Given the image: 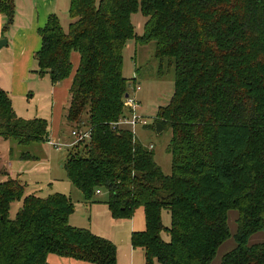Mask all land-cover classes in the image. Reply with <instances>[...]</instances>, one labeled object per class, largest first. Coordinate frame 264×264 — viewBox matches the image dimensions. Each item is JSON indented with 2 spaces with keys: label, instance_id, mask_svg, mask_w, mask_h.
Instances as JSON below:
<instances>
[{
  "label": "trees",
  "instance_id": "trees-1",
  "mask_svg": "<svg viewBox=\"0 0 264 264\" xmlns=\"http://www.w3.org/2000/svg\"><path fill=\"white\" fill-rule=\"evenodd\" d=\"M138 11L142 34L132 21ZM0 13L5 32L15 0H0ZM69 16L67 28L56 13L48 17L34 58L37 74L58 85L72 75V52L80 54L65 118L90 128L91 139L69 147L72 184L88 201L106 193L114 218L144 211L145 228L132 232L131 243L144 250L145 264H211L232 235L236 246L221 264H264V242L249 243L264 231V0H70ZM131 39L155 42L158 77L174 78L156 117L172 129L169 174L133 130L114 126L129 113L123 67ZM50 133L46 118L19 116L0 87V135L17 144L21 159L36 158L21 147L48 143ZM75 210L68 195L26 194L20 178L0 171V264H50L52 253L118 264L113 241L71 225Z\"/></svg>",
  "mask_w": 264,
  "mask_h": 264
},
{
  "label": "rangeland",
  "instance_id": "rangeland-1",
  "mask_svg": "<svg viewBox=\"0 0 264 264\" xmlns=\"http://www.w3.org/2000/svg\"><path fill=\"white\" fill-rule=\"evenodd\" d=\"M66 16L63 11L59 15L65 28L68 27L71 18L67 10ZM68 20V21H67ZM132 21L135 25L136 32L143 33L145 17L138 11L132 15ZM7 22V21H6ZM15 22V20H14ZM13 24L4 32L5 36H12L17 28V24ZM6 24V23H5ZM14 45L10 44V48H5L0 55L4 59L11 58ZM155 42L146 45H137L133 39L129 40L124 50V76L129 79L128 92L130 96L139 101L138 113L148 119L149 125L146 127L136 126L131 128L137 133V138L147 147L153 144L152 149L156 161L162 166L165 173H171L172 156L168 152V145L172 138V129L164 126V129L158 133L152 124L156 123V117L160 106L167 105L174 93V78L172 75L166 74L164 77H158V60L155 58ZM8 55H10L8 57ZM33 72L38 69L35 58L32 62ZM5 69V67H3ZM7 76V74H6ZM33 97L26 94L23 97L15 99L17 114L25 118L42 117L51 123V93L49 89L52 87V81L47 75L45 78L32 76L29 81ZM139 87V88H138ZM47 93V94H46ZM59 124V125H58ZM51 125V124H50ZM51 131V128H50ZM72 126L67 122L66 118L58 122L53 134L50 136L54 142H59L62 147L59 148L53 143H35L30 146L21 147L28 149L36 158L29 160H21V150L17 149V144L9 139L5 141L0 136V170L7 163L9 158L11 163V171L15 177H19L25 184V193H36L46 197L55 192H60L71 197L76 205V210L70 218L73 226L89 229L93 233L110 239L115 243L118 249V264H145L144 250L140 247L133 248L131 243V235L133 231H139L145 228V215L142 209H138L131 219H117L111 216L107 204V194H97L88 201L81 190L76 188L67 176L65 163L69 152V147L65 144L66 139H72ZM61 137V138H59ZM73 140V139H72ZM72 143L71 147L75 145ZM14 145L15 150L10 157V145ZM22 206V201H14L10 209V217L15 218L16 213ZM238 211L231 209L229 211V227L231 233L237 230ZM165 224L169 225V214L164 215ZM264 242V231L253 234L249 240L250 244ZM236 246L234 236L229 237L218 249L217 255L211 264H221L222 257L228 251ZM50 264H94L91 262L68 258L55 253L48 256Z\"/></svg>",
  "mask_w": 264,
  "mask_h": 264
},
{
  "label": "crops",
  "instance_id": "crops-1",
  "mask_svg": "<svg viewBox=\"0 0 264 264\" xmlns=\"http://www.w3.org/2000/svg\"><path fill=\"white\" fill-rule=\"evenodd\" d=\"M15 5L16 14L14 23L17 24V28L13 32L12 36H5L3 27L7 21V17L0 13V39L5 37L8 38V44L0 49V54L4 52L5 48H10L11 42L14 45L11 58L4 59L3 56L0 55V87L9 93L12 99L13 107L15 111L17 110L18 112L15 99L18 100L19 97H23L26 94H29V92V95L33 97L34 94L31 93L32 89L29 86V81H31L32 76L41 77L36 71L33 72L34 66L32 65L34 55L41 48L42 44L38 29L46 24L48 17L51 14L56 13L57 15H60L63 11L66 16L67 10L69 12L70 0H15ZM9 56L10 55H8V57ZM71 60L73 64L71 77L58 85L52 83V87L49 89L52 96L50 104L51 123L49 122L51 124L50 136L53 134L52 132H54L57 123L65 118V108L69 105V88L72 83V76L80 63L79 52L73 51ZM3 67H5V69H3ZM47 75L49 76V74H46L42 77L45 78ZM18 115H20V113ZM135 134L137 135V133ZM1 137L5 141H9V139L4 138L3 136ZM72 139L68 138L64 141L68 147H71L72 143H74L75 138L73 136ZM14 150V145H10V157L13 155ZM7 161L8 162L5 163L4 167L0 171L7 172L12 177H15V174L11 171V163L13 160L9 158ZM139 229L143 230V228Z\"/></svg>",
  "mask_w": 264,
  "mask_h": 264
},
{
  "label": "built area",
  "instance_id": "built-area-1",
  "mask_svg": "<svg viewBox=\"0 0 264 264\" xmlns=\"http://www.w3.org/2000/svg\"><path fill=\"white\" fill-rule=\"evenodd\" d=\"M139 88V87H138ZM126 106L129 108V113H127L125 116L121 117L118 121L114 123V126L116 128H127L131 129L136 126H143L146 127L149 125L148 119L144 118L142 115L138 113L139 108V101L130 96L126 97L125 100ZM72 136L75 138V142L84 141V140H90L91 139V129L86 127H80V128H73L71 131ZM50 143H53L57 147L61 148L62 144L59 142H54L51 140V137L49 138ZM150 149H153V144L149 145ZM97 193H102L101 190H97Z\"/></svg>",
  "mask_w": 264,
  "mask_h": 264
},
{
  "label": "water",
  "instance_id": "water-1",
  "mask_svg": "<svg viewBox=\"0 0 264 264\" xmlns=\"http://www.w3.org/2000/svg\"><path fill=\"white\" fill-rule=\"evenodd\" d=\"M8 44V38H2L0 39V49H2L4 46ZM129 96V93H126V97ZM164 129V125L160 122H156V131L160 133Z\"/></svg>",
  "mask_w": 264,
  "mask_h": 264
}]
</instances>
